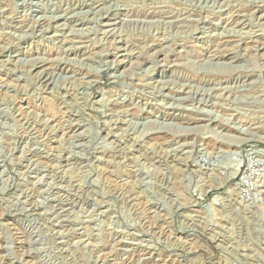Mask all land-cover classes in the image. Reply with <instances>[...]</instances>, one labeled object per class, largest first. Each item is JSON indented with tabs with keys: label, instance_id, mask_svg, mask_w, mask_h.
Wrapping results in <instances>:
<instances>
[{
	"label": "rangeland",
	"instance_id": "1",
	"mask_svg": "<svg viewBox=\"0 0 264 264\" xmlns=\"http://www.w3.org/2000/svg\"><path fill=\"white\" fill-rule=\"evenodd\" d=\"M259 167L264 0H0V264H264Z\"/></svg>",
	"mask_w": 264,
	"mask_h": 264
},
{
	"label": "bare ground",
	"instance_id": "2",
	"mask_svg": "<svg viewBox=\"0 0 264 264\" xmlns=\"http://www.w3.org/2000/svg\"><path fill=\"white\" fill-rule=\"evenodd\" d=\"M219 150V149H218ZM227 150V149H226ZM237 150H235V152H233V150H232V155H237L238 153L236 152ZM221 152V151H220ZM238 152L240 153V151L238 150ZM238 156H240V155H238ZM251 156V155H250ZM257 156V155H256ZM241 159V158H240ZM239 161H242V160H239ZM207 163V162H206ZM253 163V162H252ZM213 165V164H212ZM231 165V164H230ZM214 167H215V165H214ZM217 167V166H216ZM228 167V166H227ZM257 168V167H256ZM264 167H259L257 170L254 168V170L255 171H253L254 173H256L255 175H254V178L255 177H257L258 179H260L261 177H264V169H263ZM220 169V168H219ZM228 169V168H227ZM235 169V168H234ZM215 170V169H214ZM217 170V169H216ZM226 170V169H225ZM229 170V169H228ZM228 170H226L227 172H226V176H221V173L219 174V173H217V175H216V177H234V176H236L237 175V173H238V171H241V166H240V162H239V164H238V169L237 170H232V171H228ZM218 171V170H217ZM204 172V171H203ZM209 177V176H208ZM207 177V178H208ZM210 178V177H209ZM226 178V179H227ZM221 179V178H220ZM226 179H224L223 181H225ZM229 179V178H228ZM263 179V178H262ZM260 182H262V181H259V183ZM258 183V182H257ZM223 184V183H222Z\"/></svg>",
	"mask_w": 264,
	"mask_h": 264
}]
</instances>
